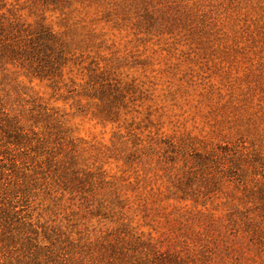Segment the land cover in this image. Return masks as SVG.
<instances>
[{"label": "rangeland", "instance_id": "1", "mask_svg": "<svg viewBox=\"0 0 264 264\" xmlns=\"http://www.w3.org/2000/svg\"><path fill=\"white\" fill-rule=\"evenodd\" d=\"M0 264H264V0H0Z\"/></svg>", "mask_w": 264, "mask_h": 264}]
</instances>
